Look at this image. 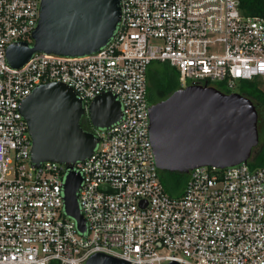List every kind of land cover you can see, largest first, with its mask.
<instances>
[{
    "label": "built area",
    "instance_id": "built-area-1",
    "mask_svg": "<svg viewBox=\"0 0 264 264\" xmlns=\"http://www.w3.org/2000/svg\"><path fill=\"white\" fill-rule=\"evenodd\" d=\"M40 0H0V264H85L95 252L130 264H264V168L196 166L179 195L160 182L149 136L146 71L168 62L180 87L264 79V18L238 0H119L113 36L81 56L34 53L6 63L13 41L31 43ZM47 82L88 103L111 92L121 118L92 127V154L73 164L85 230L64 212L66 165L30 162L20 103ZM228 92V93H229Z\"/></svg>",
    "mask_w": 264,
    "mask_h": 264
},
{
    "label": "water",
    "instance_id": "water-1",
    "mask_svg": "<svg viewBox=\"0 0 264 264\" xmlns=\"http://www.w3.org/2000/svg\"><path fill=\"white\" fill-rule=\"evenodd\" d=\"M119 17V0H40L31 43L8 44L6 63L19 68L37 52L64 56L95 52L113 36ZM20 111L31 139V165L43 161L66 165L64 212L75 220L77 230L84 232L76 194L81 176L72 167L92 154L98 139L80 126V118L85 115L92 127L107 128L121 118L118 99L105 91L85 110L70 87L47 82L33 88L20 103ZM149 136L158 170L187 174L196 166L224 168L249 160L258 143L257 111L249 98L236 91L188 85L150 103ZM85 264L130 262L95 252Z\"/></svg>",
    "mask_w": 264,
    "mask_h": 264
},
{
    "label": "trees",
    "instance_id": "trees-1",
    "mask_svg": "<svg viewBox=\"0 0 264 264\" xmlns=\"http://www.w3.org/2000/svg\"><path fill=\"white\" fill-rule=\"evenodd\" d=\"M238 4L244 14L264 18V0H238ZM146 79L148 100L151 103L167 97L174 90L180 88L178 73L168 62L151 61L147 67ZM216 87L225 93L229 92L220 85ZM235 91L249 98L257 111L258 143L252 148L247 164L252 168H264V90L258 86L257 80H240L236 84ZM86 119L88 120V118ZM258 122H262L260 129ZM80 126L86 130L81 120ZM158 172L164 190L169 195H179L184 187L187 174L168 170H158Z\"/></svg>",
    "mask_w": 264,
    "mask_h": 264
},
{
    "label": "flooded vegetation",
    "instance_id": "flooded-vegetation-1",
    "mask_svg": "<svg viewBox=\"0 0 264 264\" xmlns=\"http://www.w3.org/2000/svg\"><path fill=\"white\" fill-rule=\"evenodd\" d=\"M86 118H87V117H86L85 115H83L82 118H80L81 123H82L83 126L86 128V130L91 131L92 126H91L89 120H87ZM258 120H260V119H258ZM258 123H260V124H258V128H259V126H261V123H262V122H258Z\"/></svg>",
    "mask_w": 264,
    "mask_h": 264
},
{
    "label": "rangeland",
    "instance_id": "rangeland-1",
    "mask_svg": "<svg viewBox=\"0 0 264 264\" xmlns=\"http://www.w3.org/2000/svg\"><path fill=\"white\" fill-rule=\"evenodd\" d=\"M257 83H258V86H259L262 90H264V79H260V80H258ZM148 101H149V103H151L150 100H148ZM259 129H260V126H259Z\"/></svg>",
    "mask_w": 264,
    "mask_h": 264
}]
</instances>
